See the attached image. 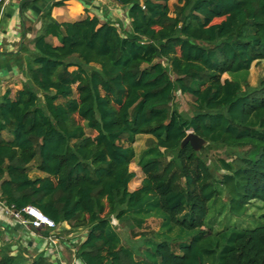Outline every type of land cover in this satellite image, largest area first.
<instances>
[{
    "label": "trees",
    "instance_id": "1",
    "mask_svg": "<svg viewBox=\"0 0 264 264\" xmlns=\"http://www.w3.org/2000/svg\"><path fill=\"white\" fill-rule=\"evenodd\" d=\"M115 1L129 29L49 10L23 47L28 79L0 99L1 199L87 230L76 250L85 264H264V225H206L224 193L236 215L264 201V77L247 80L264 59V0H180L174 11L171 0ZM177 90L193 115L175 105ZM190 130L208 142L200 151L181 146ZM139 135L149 136L144 178L131 190ZM213 148L229 159L209 162ZM113 216L140 229V244L124 243ZM152 216L160 229L142 230ZM176 228L187 236L170 239ZM0 264L56 263L5 243Z\"/></svg>",
    "mask_w": 264,
    "mask_h": 264
},
{
    "label": "crops",
    "instance_id": "2",
    "mask_svg": "<svg viewBox=\"0 0 264 264\" xmlns=\"http://www.w3.org/2000/svg\"><path fill=\"white\" fill-rule=\"evenodd\" d=\"M56 2L60 4L56 5ZM49 10L52 17L60 22L96 15L102 20L115 21L125 29H129L131 23L128 7L115 0H11L0 23V96L8 89L15 94L27 81L22 50L25 45L31 46V40L42 27V15ZM53 41L58 42L55 38ZM60 228L61 235L64 232L70 237L62 243L58 262L73 264L70 246L75 241L76 246L84 241L87 230H73L68 223H62ZM40 233L44 235L47 231ZM5 243L10 245L11 253L15 255L22 252L28 257L45 253L43 238L32 235L10 218L0 219V245ZM49 258L54 261L53 257Z\"/></svg>",
    "mask_w": 264,
    "mask_h": 264
},
{
    "label": "rangeland",
    "instance_id": "3",
    "mask_svg": "<svg viewBox=\"0 0 264 264\" xmlns=\"http://www.w3.org/2000/svg\"><path fill=\"white\" fill-rule=\"evenodd\" d=\"M172 11H174L175 7L180 4V0H171L169 2ZM73 69V68H71ZM224 77H228L227 74ZM264 77V59L259 62H254L252 64L251 69L249 70L247 80L251 85H257L260 80ZM1 99V96H0ZM174 103L180 112L185 116L189 117L194 114L195 110L193 107V98L191 95L182 94L180 90H177L176 97L174 99ZM88 132H91L88 130ZM8 136L7 134H4ZM148 135H139L137 137V141L134 143L135 149L137 151L136 160H134L131 164V169L136 172L135 178L130 182V189L133 190L141 184L142 179L144 178V173L141 167L138 165V157L140 152L146 147L148 143ZM229 153L226 148H213L208 153V161L214 163L216 158L223 157L229 159ZM43 173L33 169L31 172L32 176L42 175ZM206 225L208 227H212L214 231H218L227 226H238L240 228H253L257 226L264 225V201L263 200H253L246 209L241 214H232L229 210V202L227 194H222L219 198L210 202V210L206 218ZM112 222L117 230L121 233L122 239L124 243L128 245H138L141 242L140 238V229L135 228L131 229L132 225L128 224L129 222L118 221L114 216L112 218ZM161 220L152 216L147 220L145 227L142 229L144 231H152L159 230L161 225ZM64 239L66 237H70L69 235L65 236L63 232ZM170 239L175 236L186 237L187 232L182 231L180 228L174 229L170 235ZM32 253V252H30ZM34 254V253H33Z\"/></svg>",
    "mask_w": 264,
    "mask_h": 264
},
{
    "label": "built area",
    "instance_id": "4",
    "mask_svg": "<svg viewBox=\"0 0 264 264\" xmlns=\"http://www.w3.org/2000/svg\"><path fill=\"white\" fill-rule=\"evenodd\" d=\"M11 0H0V23L2 19V15L4 14L5 8L7 4ZM95 1H102V0H95ZM4 218H10L14 220L16 223L21 224L24 226L27 230L31 232L34 236H40L44 240V247H45V253L44 255L49 257H53V261L56 264H62L59 263V254L62 247L64 236L61 235V224L67 223H56L52 218H50L48 215H46L44 212H42L39 208L36 206L29 204L22 209H17L14 204H8L5 200L1 199L0 197V219ZM41 231H47V234L43 233L41 234ZM76 242V241H75ZM73 243L72 246H70L71 253H72V259L73 264L79 263V264H85L80 258L76 255L77 247ZM35 256V255H34ZM29 256L28 257H34Z\"/></svg>",
    "mask_w": 264,
    "mask_h": 264
},
{
    "label": "water",
    "instance_id": "5",
    "mask_svg": "<svg viewBox=\"0 0 264 264\" xmlns=\"http://www.w3.org/2000/svg\"><path fill=\"white\" fill-rule=\"evenodd\" d=\"M190 143L195 151H200L207 145V140L190 130L187 136L182 140L181 146Z\"/></svg>",
    "mask_w": 264,
    "mask_h": 264
}]
</instances>
